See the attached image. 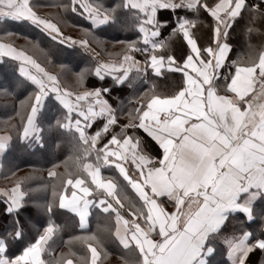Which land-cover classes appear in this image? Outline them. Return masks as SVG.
Listing matches in <instances>:
<instances>
[{
    "label": "trees",
    "instance_id": "1",
    "mask_svg": "<svg viewBox=\"0 0 264 264\" xmlns=\"http://www.w3.org/2000/svg\"><path fill=\"white\" fill-rule=\"evenodd\" d=\"M52 1L54 4L49 0H35L32 8L54 7L50 15L59 31L63 34L67 30L79 32L98 48L104 59L110 60L115 51L119 53L122 48L134 45L137 49L134 55L146 64L152 54L163 56L165 60L172 55L177 60L176 67H181L180 64L191 54L185 42L187 37L178 30V22L182 19L195 23L189 30L205 60H208V54L204 49L215 47L213 30L216 21L200 6L193 10L185 6L157 10L155 28L160 37L155 43L164 47L154 50L145 44L140 30L144 26L143 14L125 7L126 0ZM206 2L211 7L219 0ZM89 7H95L107 16L100 28H94L89 21ZM0 35L28 52L40 67L58 80L60 89L55 86L57 93L77 95L83 90H99L116 119L113 124H107L106 117L96 119L86 129L90 136L99 133L95 144L89 138L84 141L79 130L70 126L76 120L75 116L56 99L55 92L46 91L45 87H38L21 77L18 63L9 59L0 62V133L9 134L11 139L2 158L0 189L9 191L19 183L24 193L22 206L17 211H9L8 199L0 195V240L4 242L6 257L12 260L21 255L51 226L53 234L44 243V264H65L67 261L81 264L82 257L89 264L91 252L86 244L98 251L97 264H133L128 261L133 255L134 262L142 264L136 250L123 253L118 249L119 242L113 234V212H103L92 206L90 227L82 231L78 218L60 208V194L69 191L68 182L81 180L92 192V200H99L103 194L97 190L85 167L93 164L105 179L115 182L116 197L121 203V206L116 205L118 213L127 218L130 212L134 216L143 213L139 197L116 169L115 161L106 158L105 152L112 147L113 140L120 142L131 137L138 141L141 153L160 159L159 146L138 127L139 118L152 98L176 97L185 87V75L167 68L155 74L147 65L145 72L133 70L126 75L100 72L98 76L96 69H101V63L84 48L68 44L57 32L28 20H5ZM225 42L231 52L218 69L214 82L218 94L228 93L229 82L238 64L247 66L250 58H257L258 62V53L264 50V0H245L239 15L231 22ZM77 76L83 78V84L77 82ZM45 91L48 96L44 101L41 99L35 133L23 140L26 105L31 104L37 95L44 98ZM105 125L108 126L102 132ZM49 172L55 175L50 177ZM252 215V221L242 215H231L220 232L208 239L206 248H213L214 253L207 264H228L229 248L246 234L252 243L264 241V197L255 203ZM256 251L264 258V249Z\"/></svg>",
    "mask_w": 264,
    "mask_h": 264
},
{
    "label": "crops",
    "instance_id": "2",
    "mask_svg": "<svg viewBox=\"0 0 264 264\" xmlns=\"http://www.w3.org/2000/svg\"><path fill=\"white\" fill-rule=\"evenodd\" d=\"M34 1L35 0H0V27L2 25V22L7 19H11L17 22L28 20L48 29L49 31L58 32L59 29L56 23L51 18L52 16L50 15L52 13V10H55V8L45 6L40 7L39 10H33L32 7ZM221 2L225 3V0H221ZM49 3L54 4L52 0H49ZM182 6H185L189 10H193L194 8H196V6L191 8L188 7L187 0H184ZM129 8L131 7L129 6ZM175 8L178 7H168L163 9ZM25 10L28 13H31V19L20 17L21 13ZM44 10L46 12H44ZM41 21H47L52 25V27H48L46 24L41 23ZM89 21L93 24L94 28H100L101 25H103L105 22V20L103 19L96 21L90 19ZM182 21L185 20L182 19L181 21H179L178 25ZM154 27H156V14L154 17ZM229 27L225 30L226 34ZM155 30L158 32V35H156L155 37H150L147 42L144 41L145 44H147L149 48L152 49L153 45L156 44L155 41L160 37L159 31L156 28ZM221 31L223 32L224 29L222 28ZM61 34L62 33H60L59 31V35ZM62 35L61 37L66 43L84 48L90 55H92L99 61L98 56L90 49L91 46L89 42L87 41V44L82 43V41L86 39L75 34ZM225 37V35H222L220 38L223 43H226L224 42ZM0 45L10 46L15 50L23 51L22 49H19L12 45V42L10 40L3 39L1 35ZM230 52L231 47L229 52L227 53L225 61L227 60ZM25 53L28 56V59L26 60H17L13 57L0 55V62L6 59L12 60L18 63V73L21 77L27 79L29 82L37 85L38 87H41L42 84L45 86L53 87L52 85L55 84H52L47 77H50V74L47 73L42 67H40L35 62L34 58L30 54H28V52ZM127 54L134 56L136 61L141 62L140 67L138 66L129 69L127 70V73L133 70L145 72L147 64L137 58L133 52ZM100 62L103 63L100 72H108L114 74L125 73L124 71H117L115 69H107L104 67L105 64L119 65L121 62H124L123 56L119 60H106ZM124 63L125 67H127V64L131 63V61ZM214 64L215 61H213V66ZM197 65H199V67H197ZM166 68L168 69L167 61L165 60V67L163 69ZM185 68V87L183 91H181L174 98H152L147 103L146 108L141 113L139 118L138 127L141 128L145 126V114L154 113V115L147 116V119L149 121L147 128L156 136L157 141L161 143V147L167 145V149L164 153L163 158L156 159L150 155L141 153L139 146H137L136 143L137 140H134L131 137L130 139L129 137H126L120 142L117 140H113L112 147L108 148L105 152L106 158L110 157L115 161L116 169L130 183L132 190L137 195V197H139L141 204H143L142 207L144 212L139 213L138 216H134L130 212V217L127 218L117 211H114L112 207L105 206L106 204L103 201L100 202L101 206H98L97 203L96 207L100 208L103 212H113L115 214L113 234L116 240L119 242L118 249L122 250L123 253L124 251H128L130 249L136 250V254L139 255L140 259L142 260V264H146L147 260L149 259L153 260V264H156V261L161 259L158 254L160 248L165 246L169 242L170 238L178 234H183L187 229V226L192 221H194L199 214V211L204 204L205 189L200 183L197 182L196 179L193 178V173L194 170L200 168L202 161L207 159L209 166L213 170L218 169L220 173H223L227 167V165L224 164L227 155L230 153L232 148L237 145L243 144L245 140H247L255 150L254 154L256 155L258 162L261 160V154L264 153V135H262V133H264V129L257 131V127L260 122L259 115L254 118L253 123L248 125L247 136L244 135L243 129L241 130L239 136L235 135L234 129L236 127V116L233 108L237 104L242 106V101L237 99V96L240 93H238L236 89H232L231 91H229V86L228 93L226 94H218L216 92L214 82L218 77V69L216 70L215 75L212 76V80L209 84L208 80L204 79V77L212 75L211 72L206 71V69H208V65L202 64L199 60H194L193 64L190 66L185 64ZM40 78L42 80H40ZM201 84H203V87H201ZM258 90L259 83L257 82V84L254 85V91ZM54 92L57 94L56 99L71 114L75 116L77 121H79H76L75 126L78 128V130H80L81 137L84 141H87L88 138L92 139L94 136L98 135V133L94 136L86 134V129L88 128V126L92 125L97 118L106 117L107 124H113L116 122L111 107L108 105L105 99L102 98L101 93L100 98L102 99L101 106L103 107V109L96 110V108H94L91 109V112H89V106L85 109H83L82 107H80L81 109H78V107H75L74 103L76 102L83 105L85 103H89V101H92L89 100L87 96H85V93L89 91H86L85 93L82 92L80 95H77L76 98H71L68 95L66 96V94H63L62 92ZM185 93H187L186 96ZM93 94L95 93L93 92ZM250 95L251 93H249V96ZM61 96H65V102L60 99ZM246 99H250V97H246ZM166 101L168 102L166 103ZM171 101H175V103H172ZM41 104L42 102L40 101L37 112L40 109ZM65 105H67V107ZM97 113H99L100 116L97 115ZM36 115L34 117L32 132L27 136L23 135L22 133L23 140L35 133ZM241 119H243V117H241ZM152 121H155V123H152ZM73 123L74 122H72V124ZM165 124L167 125V127L164 126ZM177 126H179L178 130L184 133V135L182 141L174 143L176 132L172 133L173 139H169L165 135V133L171 131ZM194 129H202L205 132V135L198 137L195 136L193 131ZM217 129L219 131H217ZM5 136H7L6 139L0 140V171L2 167V158L5 155L7 146L9 145L11 140L9 134L0 133V138H3ZM226 136L228 137L227 139ZM152 141L155 142L153 139ZM183 141H188L190 144L196 145L198 149L203 150L200 159L194 160L191 169L184 167L176 152L173 151V149L178 148L180 143H183ZM226 148L228 149V152H226L223 157H220V152H224ZM213 151L216 152V157L219 158L216 162H213V159L209 158ZM169 154H171V159L169 158ZM174 160L176 161L175 163H173ZM128 170H130V172L133 171V174L130 175ZM86 171L91 177L92 182L94 183L97 190L102 192L104 198L106 197L112 200L114 199L116 200V203L121 206L120 201L116 197L117 186L115 182L110 179H105L102 176L101 170L95 167L93 164H87ZM77 181H79V187L77 186ZM77 181L71 183L68 182L67 187H69V191L64 192L67 193V196L69 198L73 195H75L76 197L79 195L85 196L82 197L85 199V201H80L81 212L79 214H76L69 209L62 208L60 201L59 205L60 208L74 214L79 220L80 229L82 231H86L90 227L91 208L94 204V201H92V199L90 198L91 193L84 186L83 181ZM13 188L14 187H12L9 192ZM207 191L209 194H211L210 189H208ZM261 197H264V192H259L258 194L245 193L241 195L237 203L242 204L243 207L249 208V212H245L243 208L227 209L223 213L224 219L218 227L211 231H202L200 235L203 238V243L201 245L200 253L196 257L194 264H207L209 258L214 253L213 248H206L207 241L211 236L216 235L220 232L226 220L231 215H242L249 221H252L253 207ZM23 199L24 195L18 205H13L9 202V211H17L19 208H21ZM116 203L114 202V204ZM256 242H250V236L248 234L244 235L238 241H235L231 245L227 253L228 264H239L240 258L246 252L247 259L245 260V264H264V258L261 256L259 251H256L263 249L256 247ZM125 243H128L130 246L125 247ZM137 243H139L140 248L143 249V252L145 254H142L141 251L137 250ZM0 244L4 245V242L0 240ZM44 247L45 245H43V251ZM249 248H251L252 250L249 251ZM43 251L39 254V259H34L29 256V264H41V261H43ZM153 252L157 253L155 257L151 255V253ZM255 252L258 253L256 254ZM5 253L6 252L4 251V253L0 255V259L5 260V264H7V262L11 260L6 257ZM98 258L99 253L96 250L95 256L91 253V262L89 264H97ZM134 260L135 255H133L128 261L136 264ZM65 264L73 263L72 261H67ZM128 264L130 263L128 262Z\"/></svg>",
    "mask_w": 264,
    "mask_h": 264
},
{
    "label": "snow or ice",
    "instance_id": "3",
    "mask_svg": "<svg viewBox=\"0 0 264 264\" xmlns=\"http://www.w3.org/2000/svg\"><path fill=\"white\" fill-rule=\"evenodd\" d=\"M183 2L184 0H126L125 7L130 6L131 8L137 9L140 13L143 14L144 26H142L140 30L142 33H144V41L147 42L150 37H155L156 35H158V32L154 27V17L157 10L168 7H180L182 6ZM244 3L245 0H225V3H222L221 0H219V2H216L213 6L209 7L206 0H187L188 7H203L216 21V26L213 30V42L215 48L209 46L204 49V52L208 53L209 57L208 60H205L204 57L200 55L201 49L189 30L190 27L195 26V23L182 21L178 25V30L182 33L183 36L187 37L185 39V42L188 45L191 54L184 59L183 63L180 64L181 67L179 68L176 67V65L178 64L176 58L172 55H169L166 58L168 70L178 71L184 74L186 70L185 64L190 66L193 64L194 60H199L202 64L208 65V69H206V71L212 73V75L204 77V79H207L210 84L212 76L215 75L216 70L219 69L225 62L227 53L230 50V46L226 43H223L220 38L222 35L226 36L225 30L230 26L232 20L239 15ZM87 12L88 16L94 21L100 20L101 18H103L104 20L107 19V16L101 10L95 7H89L87 9ZM20 17L28 19L32 18L31 13H28L26 10L21 13ZM41 23L46 24L48 27H52V25L47 21H41ZM222 28L224 29L223 32L221 31ZM82 43L87 44V40L82 41ZM162 47H164L163 44L153 45L154 50L160 49ZM134 51H137L134 45H128L125 49L123 61H131V63L127 64V67H125L124 62H121L119 65L105 64L104 67L107 69L124 71L126 75L127 70L138 66L140 67L141 62L136 61L134 56L127 54ZM0 55L13 57L17 60L28 59V56L24 51H18L10 46L4 45H0ZM213 61H215L214 66ZM147 65L156 74H160L161 70L165 67V57L152 54L148 57ZM197 67H199V65H197ZM96 74L100 76L99 67L96 69ZM52 79L53 81H55V77H53ZM77 82L83 84V78L81 76H77ZM257 82L259 83V90L254 91V85H256ZM201 87H203V84H201ZM232 89H236L237 92L240 93L237 96V99L242 101V106L237 104L233 108L236 116V127L234 129L235 135L239 136L241 130L243 129L244 135L247 136L248 125L254 122V118L257 115L260 116V122L257 127V131L264 129V50L259 51L258 62L257 58H250L247 61V66H239V64L236 66L235 73L231 77V80L229 82V91H231ZM56 90L57 89H53V91ZM181 91H183V89H181ZM94 93L95 98L98 99L100 96L99 90H95ZM249 93H251L250 96ZM186 95L187 93H185V96ZM85 96H93V92H86ZM42 97L43 95H37L31 102V104L26 105V119H24L23 125V135L25 136L30 134L33 130L34 117L36 115ZM246 97H250V99H246ZM167 102L168 101H166V103ZM171 102L175 103V101ZM140 103H142V101ZM65 106L67 107V105ZM97 115H99V113H97ZM148 115H154V113L145 114V126L141 127L140 129H142L158 144L159 148L162 150V156L159 158L162 159L167 149V145L161 147V143L157 141L156 136L148 130ZM241 117H243V119H241ZM152 123H155V121H152ZM164 126L167 127L166 124ZM106 127L107 125H105V128ZM178 127L179 126L165 133V135L169 139H173L172 133L176 132L174 143L183 140L184 133L180 132L178 130ZM193 131L194 135L197 137L205 135V132L202 129H194ZM217 131L219 130L217 129ZM262 135H264V133H262ZM6 138L7 136L0 138V140ZM227 138L228 137L226 136V139ZM136 143L137 146H139L138 141H136ZM173 151L176 152L178 158L182 161V165L186 168L191 169L194 160L200 159L203 150L198 149L196 145H192L188 141H183V143H180L179 147L174 148ZM226 152H228L227 148L224 150V152H220V157H223ZM254 152L255 150L253 149L252 145L249 144L247 140H245L243 144L237 145L232 148L230 153L227 155V158L224 161V164H226L227 167L223 173H220L218 169L213 170L209 166L207 159L202 161L199 169L194 170L193 178L196 179L197 182L200 183L205 189L204 204L199 211L196 219L187 226L185 232L183 234H178L170 238L169 242L165 246L160 248L158 254L161 259L156 261V264H194V261L199 255L201 245L203 243V238L200 235L202 231L207 232L218 227L219 224L222 223L224 219L223 213L227 209L243 208L245 212L250 211L249 208L243 207V205L237 203V201L240 196L245 193L258 194L259 192H264V153L261 154V160L258 162ZM169 158L171 159V154H169ZM209 158L213 159V162H216L219 159L218 157H216L215 151L211 153V156ZM175 162L176 161L174 160L173 163ZM54 175V172H49L50 177ZM77 186H80L79 181H77ZM208 189L211 190V194L208 193ZM0 195L5 196L11 204L18 205L24 193L20 191L19 183H17L10 192L0 190ZM60 204L62 208L69 209L76 214H79L81 212L80 200L75 195L69 198L66 192H62L60 194ZM52 234L53 228L49 226L45 230L44 234L35 241V243L26 248L21 255L14 257L11 261H8L7 264H29V256L34 259H39V254L43 251L44 243ZM97 243L99 242L97 241ZM86 246L89 248V251L95 256L96 248L92 245L86 244ZM124 246L129 247L130 245L128 243H125ZM256 247L264 249V241H257ZM137 250L141 251L142 254H145L143 252V249L140 248L139 243H137ZM251 250L252 249L249 248V251ZM4 251V245L0 244V255H2ZM151 255L155 257L157 253L153 252L151 253ZM246 259L247 252L244 253V255L240 258L239 264H245ZM80 262L81 264H86V261L83 257L80 258ZM0 264H5V260L0 259ZM41 264H44V262L41 261ZM146 264H153V260H147Z\"/></svg>",
    "mask_w": 264,
    "mask_h": 264
},
{
    "label": "rangeland",
    "instance_id": "4",
    "mask_svg": "<svg viewBox=\"0 0 264 264\" xmlns=\"http://www.w3.org/2000/svg\"><path fill=\"white\" fill-rule=\"evenodd\" d=\"M52 18V17H51ZM58 34H59V31L57 32ZM60 33H62V32H60ZM63 34V33H62ZM61 34V35H62ZM65 35H73V34H75V35H78V36H80V34H79V32H74V31H71V30H67V32L66 33H64ZM60 35V36H61ZM63 36V35H62ZM80 37H82V36H80ZM85 39V38H84ZM225 42V41H224ZM90 44V43H89ZM90 49L92 50V52H94L97 56H98V58H99V62L100 61H106V60H108V59H104L103 58V56L101 55V53H100V51L98 50V48L94 45V44H90ZM127 48V47H126ZM126 48H122L121 50H120V52L118 53V52H116L115 51V54L112 56V58H109L110 60H108V61H113V60H119L124 54H125V49ZM134 53V52H133ZM101 63V62H100ZM103 63H101V66H103L102 65ZM48 78H49V80H50V82L53 84H55V85H52L53 87H49V86H45V85H41V88H43L44 89V87L46 88V91H52V92H54L53 91V89H56L54 86H56L58 89H60L59 88V82H58V80H56V78H55V81H53V77L54 76H52V75H50V77L49 76H47ZM40 80H42L41 78H40ZM45 91V95H44V98H42L43 99V101L45 100V98L48 96V92H46ZM86 91H89V92H92L91 90H83V91H81V92H79L77 95H80L82 92H86ZM95 91V90H94ZM93 91V92H94ZM100 92V91H99ZM44 92H42V94H43ZM63 94H66V96L68 95L69 97H71V98H76V96L77 95H69V94H67V93H65V92H62ZM101 97V95L99 96V98L97 99V98H95V94H93V96H87V98H89V100H92V101H89V103H85V104H83V105H81V104H78V103H76V102H74L75 103V107H78V109H81L80 107H82L83 109H85L86 107H88L89 106V112H91V109H94V108H96V110L97 109H99V110H102L103 109V107L101 106V101H102V99L100 98ZM102 98L104 99V97L102 96ZM60 99L61 100H63L64 102L66 101V98H65V96H61L60 97ZM95 100H96V103H95ZM106 101V100H105ZM107 102V101H106ZM90 104V105H89ZM87 105V106H86ZM109 105V104H108ZM78 112V111H77ZM100 116V115H99ZM98 119V118H97ZM76 121L77 120H75L74 121V123L73 124H71L70 126H72L73 128H75V129H78L76 126H75V123H76ZM77 122H79V121H77ZM109 124V123H108ZM108 126V125H107ZM89 127V126H88ZM105 126H104V128H103V130H102V132H104L105 131ZM79 133H80V135H81V132H80V130H79ZM98 135H99V133H98ZM98 135H96V136H94L93 138H92V141H93V143L95 144V142H96V137L98 136ZM29 137H27L26 139H28ZM25 139V140H26ZM87 166V165H86ZM85 166V167H86ZM96 167V166H95ZM91 178V177H90ZM92 180V179H91ZM91 194H90V198L91 199H93L94 198V196L92 195V192H90ZM86 195V194H85ZM93 196V197H92ZM82 197H85L84 195L83 196H81V195H79V196H77V198L80 200V201H85V199L84 198H82ZM114 200V199H113ZM113 200L112 199H109V198H104V196L103 195H101V198L99 199V200H97L96 202H94V204H93V206H95L96 207V205H97V203H98V206H101V203L100 202H105V206H110V207H112L113 208V210L114 211H117L116 210V205H118V203H116V200H114V202L116 203V204H114V202H113ZM93 201V200H92ZM119 206V205H118ZM106 210V209H105ZM136 223V222H135Z\"/></svg>",
    "mask_w": 264,
    "mask_h": 264
}]
</instances>
